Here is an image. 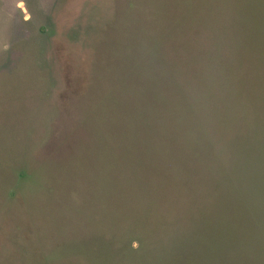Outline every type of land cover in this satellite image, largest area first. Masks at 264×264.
<instances>
[{"label": "rangeland", "instance_id": "374dc122", "mask_svg": "<svg viewBox=\"0 0 264 264\" xmlns=\"http://www.w3.org/2000/svg\"><path fill=\"white\" fill-rule=\"evenodd\" d=\"M0 264H264V0H0Z\"/></svg>", "mask_w": 264, "mask_h": 264}]
</instances>
